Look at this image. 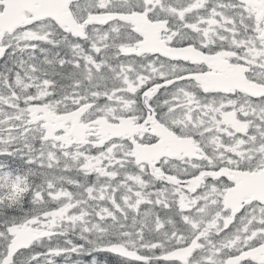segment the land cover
Returning a JSON list of instances; mask_svg holds the SVG:
<instances>
[{"label":"snow or ice","instance_id":"obj_1","mask_svg":"<svg viewBox=\"0 0 264 264\" xmlns=\"http://www.w3.org/2000/svg\"><path fill=\"white\" fill-rule=\"evenodd\" d=\"M0 264H264V0H0Z\"/></svg>","mask_w":264,"mask_h":264}]
</instances>
